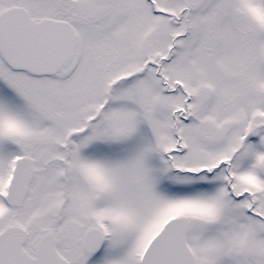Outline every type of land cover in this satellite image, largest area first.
<instances>
[{
    "label": "snow or ice",
    "instance_id": "snow-or-ice-1",
    "mask_svg": "<svg viewBox=\"0 0 264 264\" xmlns=\"http://www.w3.org/2000/svg\"><path fill=\"white\" fill-rule=\"evenodd\" d=\"M0 264H264V0H0Z\"/></svg>",
    "mask_w": 264,
    "mask_h": 264
}]
</instances>
